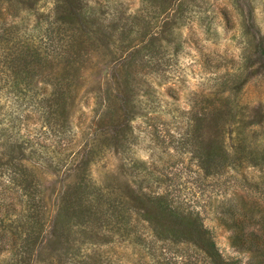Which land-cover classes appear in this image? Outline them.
<instances>
[{
  "label": "rangeland",
  "instance_id": "rangeland-1",
  "mask_svg": "<svg viewBox=\"0 0 264 264\" xmlns=\"http://www.w3.org/2000/svg\"><path fill=\"white\" fill-rule=\"evenodd\" d=\"M13 1L0 59L50 62L0 97V187L43 219L13 255L30 224L0 205V264H214L201 225L264 264V0Z\"/></svg>",
  "mask_w": 264,
  "mask_h": 264
},
{
  "label": "trees",
  "instance_id": "trees-1",
  "mask_svg": "<svg viewBox=\"0 0 264 264\" xmlns=\"http://www.w3.org/2000/svg\"><path fill=\"white\" fill-rule=\"evenodd\" d=\"M80 8L86 7L88 4L82 3L81 0H77ZM18 0H14L12 5L15 6L16 13L12 15L10 23L16 25L20 20L19 17V9H18ZM30 8V7H28ZM3 24L6 23V20L1 21ZM7 40H11V37H8ZM17 42H14L12 49L15 48L9 55V59H0V97L2 94L8 96L11 93L16 94L18 91H23L29 88L30 79L36 73H38L41 68L46 66L50 59H40V52L38 48H34V45H22L19 51V45ZM38 47V46H37ZM13 175H10V180H13ZM14 182V181H13ZM31 183L26 184V186L20 187L22 192V197L25 198V201L20 198H15L14 192H16L13 188H9L2 184L0 187V205L1 208H11L14 211V216L17 220H21L25 218L29 221L30 226L28 227L30 233H28L27 237L23 239V243L17 247L16 251L13 255L25 254L29 250V245L34 243L33 235L37 233L40 225L42 224L43 214L40 209L39 203L36 200V197L33 195L32 191H30ZM80 192L77 193L79 195ZM76 195V196H77ZM97 195L103 196L102 190L97 191ZM25 205V206H24ZM22 206V210L17 212V207ZM26 210V213L24 212ZM233 210V209H232ZM2 213V211L0 210ZM239 219V218H238ZM237 223V227L240 228L241 233H244L246 228L249 227L251 219L246 220H235ZM32 232V233H31ZM252 234V233H250ZM241 237V236H240ZM1 239V238H0ZM197 240L200 242L202 248L205 250L206 254L211 257L212 262L214 264H223V261L220 257V253L217 246V241L212 233L203 225L200 226V229L197 233ZM255 238L248 244H252ZM244 244H247L248 240L243 241Z\"/></svg>",
  "mask_w": 264,
  "mask_h": 264
}]
</instances>
